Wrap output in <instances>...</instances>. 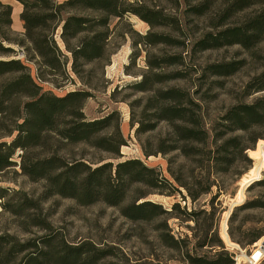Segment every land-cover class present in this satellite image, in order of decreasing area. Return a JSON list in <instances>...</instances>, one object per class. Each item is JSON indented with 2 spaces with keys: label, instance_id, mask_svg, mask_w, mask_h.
<instances>
[{
  "label": "trees",
  "instance_id": "16d2710c",
  "mask_svg": "<svg viewBox=\"0 0 264 264\" xmlns=\"http://www.w3.org/2000/svg\"><path fill=\"white\" fill-rule=\"evenodd\" d=\"M16 1L23 7L19 18L25 32L21 37L13 31V6L0 0V173L17 166L14 157L20 151L22 175L33 182H44L45 198L60 196L73 199L81 206L103 202L119 208L122 216L131 221L152 222L170 215L172 212L150 201L149 197L163 195L165 185L171 187L165 192L169 196L181 192L158 169L147 166L140 159L122 160L121 149L127 141L121 131L120 113L114 110L102 118L90 120L84 112L86 102L94 97L89 76L94 69L87 68L99 64L105 69L110 64L108 48L112 19L123 20L128 14H134L154 27L151 18L168 26L167 18L162 12L145 16L144 13L153 12L137 10L125 0ZM190 1L196 4H190L188 13L200 20L208 17L211 24L206 28L208 30L189 39V60L197 53L239 46L241 60L229 64L213 63L205 69L214 76L224 77L249 66L259 57V50L264 45V0ZM139 37L134 46L176 47L180 43L168 35L148 33ZM70 64L72 73L89 90L57 96L45 89V85L58 88L62 83L72 81ZM165 66L195 69L182 54L155 58L148 61V72L140 80L122 88L148 95L130 105L132 111L135 105L142 110L140 118L133 120L132 116L130 122L132 128H136V136L154 133L164 123L172 132V144L162 141L157 154L178 151L184 158L201 159L202 167L207 161L213 174L228 171L229 166L238 160L248 165V152L261 138L255 134L256 130L264 127V97L251 104L234 106L226 113L221 135L229 138L212 152L202 107L194 94L181 87H164L173 81L186 80L188 71L163 73L161 70ZM119 88L111 94L113 101ZM247 88L255 93L264 92V64ZM79 147H83L80 154L71 152ZM256 153H264L262 144L257 151L251 152L252 159ZM93 154L108 157L94 158ZM145 155L150 157L153 154L146 152ZM262 172L264 162H255L242 179L243 191L258 181ZM176 181L181 185L179 180ZM259 183L264 186V181ZM214 185L209 180L206 192H189V195L196 201L203 194L210 193ZM6 193V189L0 188V200L6 197ZM219 195L213 196L210 205L218 200ZM242 207L257 209L264 208V204L253 200ZM177 209H180L178 203L172 211ZM186 214L190 218L196 216L192 212ZM164 227L165 233L161 234L164 245L175 248L178 241L168 225L164 224ZM263 236L264 231L253 234L251 244ZM207 237L206 234L205 239ZM215 246L225 249L220 241ZM222 255H218L213 263L222 264L219 261ZM114 256L112 249H101L91 242L72 246L51 236L21 242L9 234L0 235V264H100ZM228 261L235 264L232 254H229ZM204 263L202 259H192V264Z\"/></svg>",
  "mask_w": 264,
  "mask_h": 264
},
{
  "label": "rangeland",
  "instance_id": "374dc122",
  "mask_svg": "<svg viewBox=\"0 0 264 264\" xmlns=\"http://www.w3.org/2000/svg\"><path fill=\"white\" fill-rule=\"evenodd\" d=\"M3 1L12 5L17 15L23 10L22 5L16 0ZM56 1L62 3L66 0ZM125 1L137 10L153 12L152 14L144 13L145 16L151 17L154 16V12H162L169 25L162 26L161 21L151 18L155 24L152 27L134 14H128L123 20L112 19V35L108 48L110 64L105 69L99 64L87 68V70L94 69V72L89 75L93 82L91 86H93L94 97L86 102L84 112L90 120L102 118L114 110L120 113L121 131L127 141V145L121 149L122 160L140 159L147 166L158 169L175 188L180 190L181 194L175 192L173 196H169L165 192H168L171 187L165 185L163 195L156 194L149 197L150 201L162 205L164 210L172 213L152 222L131 221L122 216L119 208L109 207L103 202L81 206L73 199L60 196L45 198V183L30 181L28 177L22 175L19 167V154L22 152L18 151L14 157L17 166L0 173V188L7 190L6 197L0 200V235L9 234L21 242L51 236L56 238V241L72 246L91 242L98 248L112 249L115 256L105 259L100 264L109 262L192 264V259L198 258L204 260V264H214L213 262L221 253L224 254L219 259L222 264H230L229 254L239 258L242 264L257 247L264 244V236L255 244H251L253 234L264 231V208L243 209L242 207L246 202L253 200H259L264 204V186L259 183L264 181V172L261 173L258 181H254L244 191L242 183L243 177L254 167L255 162H264V153L254 154L255 160L251 158V152L257 151L261 144L264 146V127L256 130L255 134L261 138L254 144L255 150L250 149L248 152L247 156L250 159L248 165L238 160L232 167L229 166L228 171L213 174L207 161L202 167L199 162L201 159L184 158L178 151L167 155L156 153L162 141H165L167 145L172 144V132L164 123L160 124L156 132L147 133L138 138L136 128L133 129L130 122L132 116L133 120H138L142 110L135 105L132 111L130 105L148 95L137 94L129 89L122 90V88L140 80L141 76L148 72L149 60L182 54L184 58H187V63H191L195 69H188L186 66L163 67L161 70L163 73H171L175 70L188 71L186 80L173 81L164 87H181L194 94L202 107L206 130L210 135L209 149L213 152L218 144L229 138V136L221 135L224 131L221 127L224 123L222 119L226 113L234 106L251 104L264 97V92L255 93L247 88L249 82L262 70L264 45L259 50V57L249 66L241 68L230 76H214L205 72V69L213 63L238 62L243 58L241 48L232 46L218 51L197 53L189 60L190 55L187 52L190 45L189 39L211 24L208 17L200 20L188 13L190 4L193 6L195 2L190 0ZM14 25L15 35L21 37L25 32L23 25L21 22ZM179 26L181 30L178 29ZM148 33L168 35L176 38L180 43L176 47L144 44L134 46V43L140 40L139 36ZM57 40L64 49L60 39L57 38ZM20 57L23 58V55L21 54ZM68 68L72 81L62 83L58 88L50 84L45 85V89L53 91L57 96L89 90L88 86L72 73L71 64ZM117 87L120 88L115 102L111 99V94ZM122 100L125 102H121ZM82 148H74L71 152L80 154ZM146 152L153 155L147 157ZM99 156L108 157L103 154H96L93 157ZM176 180L186 187H181ZM209 180L215 184L211 192L193 201L189 192L194 194L206 192ZM138 189L142 190V188ZM216 194H220L218 200L210 205L211 199ZM177 203L180 204V209L172 211ZM190 212L196 213L195 218L187 216L186 213ZM227 217L231 241L221 227ZM164 224L168 225L178 241L175 248L165 246L161 239V234L165 233ZM206 234L208 237L205 239ZM219 241L225 249L215 246ZM229 243L237 245L239 249L233 250ZM204 244L208 245L204 246ZM261 252L258 250L255 253L256 260L261 257ZM261 264H264V261Z\"/></svg>",
  "mask_w": 264,
  "mask_h": 264
},
{
  "label": "built area",
  "instance_id": "2783aa9c",
  "mask_svg": "<svg viewBox=\"0 0 264 264\" xmlns=\"http://www.w3.org/2000/svg\"><path fill=\"white\" fill-rule=\"evenodd\" d=\"M228 221H229V219L226 221V224H225V227H226V233L228 234ZM222 228H223V225L221 226ZM228 237H229V234H228ZM230 239V238H229ZM230 246H231V248L233 249V250H235V249H239V247L237 246V245H234V244H229ZM258 250H261L262 252H261V257L258 259V260H256V257H255V253L258 251ZM234 260H235V264H236V261H237V264H241L240 262H239V258H234ZM262 261H264V246H263V244L262 245H260L259 247H257L252 253H251V255L250 256H248L247 258H246V260L242 263V264H261L262 263Z\"/></svg>",
  "mask_w": 264,
  "mask_h": 264
},
{
  "label": "bare ground",
  "instance_id": "6f19581e",
  "mask_svg": "<svg viewBox=\"0 0 264 264\" xmlns=\"http://www.w3.org/2000/svg\"><path fill=\"white\" fill-rule=\"evenodd\" d=\"M16 13V12H15ZM19 15H20V13H19ZM19 15H17V13H16V15L14 16V14H13V19H14V21H15V25L14 26H16L17 24H18V22H20L19 21ZM229 218L227 217L225 220H224V222H223V230H225V232H226V227H225V224H226V221L228 220ZM228 235V234H227ZM229 238V237H228ZM230 240V239H229ZM231 241V240H230ZM229 244H231V243H229ZM233 244V243H232Z\"/></svg>",
  "mask_w": 264,
  "mask_h": 264
},
{
  "label": "crops",
  "instance_id": "0c3cea01",
  "mask_svg": "<svg viewBox=\"0 0 264 264\" xmlns=\"http://www.w3.org/2000/svg\"><path fill=\"white\" fill-rule=\"evenodd\" d=\"M15 11V10H14ZM13 11V14L15 15V12ZM22 11V10H21ZM21 11H20V13H21Z\"/></svg>",
  "mask_w": 264,
  "mask_h": 264
},
{
  "label": "water",
  "instance_id": "95a60500",
  "mask_svg": "<svg viewBox=\"0 0 264 264\" xmlns=\"http://www.w3.org/2000/svg\"><path fill=\"white\" fill-rule=\"evenodd\" d=\"M263 246H264V244H263Z\"/></svg>",
  "mask_w": 264,
  "mask_h": 264
}]
</instances>
